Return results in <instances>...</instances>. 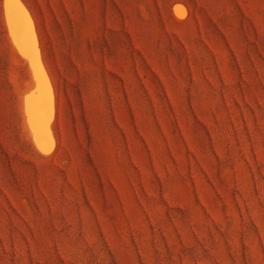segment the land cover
I'll return each instance as SVG.
<instances>
[{
    "label": "rangeland",
    "instance_id": "rangeland-1",
    "mask_svg": "<svg viewBox=\"0 0 264 264\" xmlns=\"http://www.w3.org/2000/svg\"><path fill=\"white\" fill-rule=\"evenodd\" d=\"M26 2L14 32L0 0V264H264V0Z\"/></svg>",
    "mask_w": 264,
    "mask_h": 264
},
{
    "label": "water",
    "instance_id": "water-1",
    "mask_svg": "<svg viewBox=\"0 0 264 264\" xmlns=\"http://www.w3.org/2000/svg\"><path fill=\"white\" fill-rule=\"evenodd\" d=\"M4 10L8 17L9 23L13 29L14 32L16 31H22L20 26V17L23 15L22 7L18 6L16 3V0H4ZM37 76H38V86H37V100L34 102L28 103V111L30 113V121L32 122V125L34 126L36 130V135L38 138V141L44 149H48L47 146L43 144L42 140V122L40 119V114L42 111L41 104H42V98L41 95H45L47 97L46 104L48 103V89L44 84L42 72L40 70H37Z\"/></svg>",
    "mask_w": 264,
    "mask_h": 264
},
{
    "label": "trees",
    "instance_id": "trees-1",
    "mask_svg": "<svg viewBox=\"0 0 264 264\" xmlns=\"http://www.w3.org/2000/svg\"><path fill=\"white\" fill-rule=\"evenodd\" d=\"M24 2H26V0H23ZM27 3V2H26Z\"/></svg>",
    "mask_w": 264,
    "mask_h": 264
},
{
    "label": "bare ground",
    "instance_id": "bare-ground-1",
    "mask_svg": "<svg viewBox=\"0 0 264 264\" xmlns=\"http://www.w3.org/2000/svg\"><path fill=\"white\" fill-rule=\"evenodd\" d=\"M53 107V106H52ZM53 111V110H52ZM53 119V118H52ZM50 126V125H49Z\"/></svg>",
    "mask_w": 264,
    "mask_h": 264
}]
</instances>
